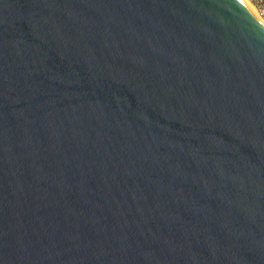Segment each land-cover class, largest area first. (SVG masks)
<instances>
[{
    "label": "water",
    "instance_id": "obj_1",
    "mask_svg": "<svg viewBox=\"0 0 264 264\" xmlns=\"http://www.w3.org/2000/svg\"><path fill=\"white\" fill-rule=\"evenodd\" d=\"M0 264H264L241 0H0Z\"/></svg>",
    "mask_w": 264,
    "mask_h": 264
},
{
    "label": "built area",
    "instance_id": "obj_2",
    "mask_svg": "<svg viewBox=\"0 0 264 264\" xmlns=\"http://www.w3.org/2000/svg\"><path fill=\"white\" fill-rule=\"evenodd\" d=\"M253 5L258 19L264 23V0H249Z\"/></svg>",
    "mask_w": 264,
    "mask_h": 264
},
{
    "label": "bare ground",
    "instance_id": "obj_3",
    "mask_svg": "<svg viewBox=\"0 0 264 264\" xmlns=\"http://www.w3.org/2000/svg\"><path fill=\"white\" fill-rule=\"evenodd\" d=\"M243 3H244V5L252 12V13H254V15L257 17V15H256V11H255V9H254V7H253V5L251 4V2L249 1V0H241ZM258 18V17H257ZM259 21L263 24V26H264V23L259 19Z\"/></svg>",
    "mask_w": 264,
    "mask_h": 264
}]
</instances>
